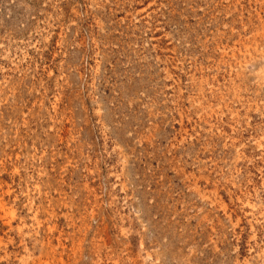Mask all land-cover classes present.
Wrapping results in <instances>:
<instances>
[{
	"label": "rangeland",
	"instance_id": "obj_1",
	"mask_svg": "<svg viewBox=\"0 0 264 264\" xmlns=\"http://www.w3.org/2000/svg\"><path fill=\"white\" fill-rule=\"evenodd\" d=\"M0 264H264V0H0Z\"/></svg>",
	"mask_w": 264,
	"mask_h": 264
}]
</instances>
